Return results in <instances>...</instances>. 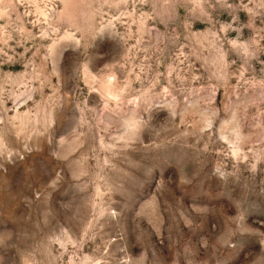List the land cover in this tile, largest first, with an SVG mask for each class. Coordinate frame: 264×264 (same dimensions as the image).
Wrapping results in <instances>:
<instances>
[{
	"label": "rangeland",
	"instance_id": "obj_1",
	"mask_svg": "<svg viewBox=\"0 0 264 264\" xmlns=\"http://www.w3.org/2000/svg\"><path fill=\"white\" fill-rule=\"evenodd\" d=\"M0 264H264V0H0Z\"/></svg>",
	"mask_w": 264,
	"mask_h": 264
}]
</instances>
